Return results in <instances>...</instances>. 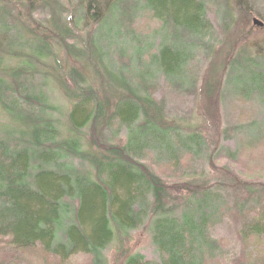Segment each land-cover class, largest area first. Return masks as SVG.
Listing matches in <instances>:
<instances>
[{"label":"trees","instance_id":"trees-1","mask_svg":"<svg viewBox=\"0 0 264 264\" xmlns=\"http://www.w3.org/2000/svg\"><path fill=\"white\" fill-rule=\"evenodd\" d=\"M138 1L0 0V17L16 11L13 21L34 42L33 53L19 54L0 39V251L14 253L6 264L35 249L59 264L77 254L107 264L103 252L145 224L159 260L123 252L120 264H221L223 238L212 231L226 213L239 224L232 234L241 246L264 239V211L255 200L263 187L225 167L212 182L181 176L167 184L141 163L145 156L176 169L184 158L236 161L237 148L220 147L212 158L207 134L168 116L154 97L160 82L192 88L195 54L209 50L216 59L225 50L210 64L203 97L214 106L227 96L264 105V36L243 38L253 16L248 3ZM206 3L220 6L217 36ZM145 12L159 29L137 35L133 24ZM41 13L39 32L31 26H40L34 16ZM49 85L68 106L63 134ZM255 126L237 129L251 135ZM122 134L123 143H115Z\"/></svg>","mask_w":264,"mask_h":264},{"label":"rangeland","instance_id":"rangeland-1","mask_svg":"<svg viewBox=\"0 0 264 264\" xmlns=\"http://www.w3.org/2000/svg\"><path fill=\"white\" fill-rule=\"evenodd\" d=\"M231 1L232 0H228V2ZM244 1L248 3L249 12L253 16L250 17L249 27L244 32L243 38L244 40H259L255 42H261L260 39L263 38L261 36H264V30L263 20L259 17V13L264 12L261 6L263 0ZM136 2L139 1L136 0ZM128 5L132 6V3L129 2ZM219 9L220 6L218 4L211 5L206 3V17L213 25V31L215 32L212 34L213 36H217L216 32L219 33V23L217 20ZM16 13V11H12L10 13L11 17H0V39L6 40L4 48L7 50L9 48V42H11L12 48H10V50L19 54L33 53L34 42H30L25 29L22 28L20 24L13 21V17L16 16ZM42 14L43 13L40 14L41 17L37 15L34 16V19L40 23V26H31L32 29L35 28V30H39V32H41V25L43 27L46 25V21L42 17ZM19 15L18 17L21 18V20H25L22 14ZM253 20L259 21L261 26L254 25ZM159 26L160 22L154 17H151V13L145 12L141 14L139 18H136L133 24V32L137 35L148 36L152 31L158 30ZM22 29H24V31ZM80 35L82 34L80 33ZM206 47L207 46H205V49ZM217 50L219 52L220 46L217 47ZM153 51L154 50H150L149 52L151 53ZM221 52V57L215 59L214 54H211L209 50L201 51L195 54L194 58L190 60L188 72L192 74L195 82L192 88L189 87L185 90L164 88L163 83L160 82V85L155 87L156 92L154 98L163 103L165 112L168 116L176 120L187 122V124H190V127H198V130L207 134L209 142L208 151L212 152L210 154L212 158L217 159L215 153L220 147L230 151H234L237 148L240 155L237 156L236 161L218 158L216 162L212 160L213 163H211L209 159L204 157H199L193 161L189 158H184L181 161L180 168L176 169L167 164L157 165L151 161V158L145 156V159L142 160L141 163L167 184L175 183L181 176H196L198 179H207L212 182L215 178H219V173L215 172V170L225 167L232 170L241 180L251 182L253 185L264 188V123L261 122L264 117L263 103L262 105H258L255 101L235 100L231 96H227L222 99V102L214 106L212 100L203 97V81L208 76L210 64L215 62L217 64L220 63L221 59L225 56L226 51L223 50ZM58 56L63 60V57H61L62 54H58ZM4 64L10 65L5 59ZM49 64H52V62H49ZM34 82L36 84L41 82L40 77H35ZM49 88H51V90ZM48 90H50L49 97L51 103L59 109L55 113V119L58 121L61 134H63L68 124L66 119L68 106H66L65 101L53 85H49ZM1 120L2 116L0 114V121ZM252 122H256V126L252 128L251 135H246L245 133L242 135L240 132H243V130L237 129L238 125H248ZM251 136H255V138H251ZM109 138L110 137H108L107 140ZM249 140H253V142H247ZM113 141L115 143H123L124 134ZM213 167L214 169H212ZM182 178L184 177H181V179ZM261 193L262 196L258 194V196H260L259 199L255 198V200H259L260 204L258 211H260V209L264 211V191ZM245 197L246 196H244V198ZM241 198L243 197L239 198L240 201ZM251 198L254 197L252 196ZM227 218L228 215L226 213L223 223L222 220H220L218 223L219 225L212 231V237L216 240L223 238L222 246L220 247L224 249V251H222L224 260L220 263L234 264L237 260H243L244 258L246 261H249L247 264H264V239L255 241L250 239V241L247 242L249 243L247 247L241 246V241L232 234V228L239 227V224ZM11 250L12 249L8 247L4 252L0 251L1 264L12 262L9 256H11V253H14ZM123 252L130 254L137 253L150 261L159 260V254L152 245L151 236L146 224L138 230L131 232L123 243L119 244L116 242L110 245L103 252V255L107 264H120L122 258L121 253ZM14 262L15 264H59L56 258L48 257L41 253L39 249L23 253L22 261L19 263L17 260H14ZM66 264H90V259L85 255L77 254L71 257Z\"/></svg>","mask_w":264,"mask_h":264},{"label":"water","instance_id":"water-1","mask_svg":"<svg viewBox=\"0 0 264 264\" xmlns=\"http://www.w3.org/2000/svg\"><path fill=\"white\" fill-rule=\"evenodd\" d=\"M253 24L256 25V26H261V23L257 20H253Z\"/></svg>","mask_w":264,"mask_h":264}]
</instances>
